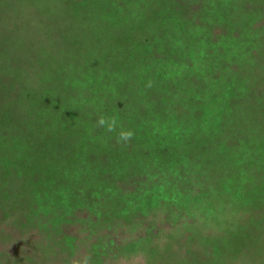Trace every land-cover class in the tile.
Listing matches in <instances>:
<instances>
[{"label": "trees", "instance_id": "trees-1", "mask_svg": "<svg viewBox=\"0 0 264 264\" xmlns=\"http://www.w3.org/2000/svg\"><path fill=\"white\" fill-rule=\"evenodd\" d=\"M5 16L0 207L23 193L94 196L160 166L164 151L208 170L254 154L245 135L264 117V0L71 1L46 26ZM100 116L117 130L97 127ZM121 129L135 134L126 144Z\"/></svg>", "mask_w": 264, "mask_h": 264}, {"label": "rangeland", "instance_id": "rangeland-1", "mask_svg": "<svg viewBox=\"0 0 264 264\" xmlns=\"http://www.w3.org/2000/svg\"><path fill=\"white\" fill-rule=\"evenodd\" d=\"M71 1L95 0H0V11L46 26ZM257 126L258 136L245 128L253 155L212 170L164 151L160 166L91 197L11 195L0 207V264H264V117Z\"/></svg>", "mask_w": 264, "mask_h": 264}, {"label": "clouds", "instance_id": "clouds-1", "mask_svg": "<svg viewBox=\"0 0 264 264\" xmlns=\"http://www.w3.org/2000/svg\"><path fill=\"white\" fill-rule=\"evenodd\" d=\"M97 127L105 128L107 132H115L117 130V120L113 117L100 116L97 120ZM132 130L121 129L117 135V143H128L133 137Z\"/></svg>", "mask_w": 264, "mask_h": 264}]
</instances>
